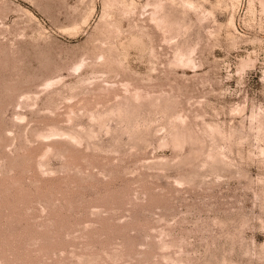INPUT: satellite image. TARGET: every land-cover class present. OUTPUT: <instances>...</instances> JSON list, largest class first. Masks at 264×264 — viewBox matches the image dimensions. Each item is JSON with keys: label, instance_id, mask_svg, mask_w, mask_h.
<instances>
[{"label": "rangeland", "instance_id": "obj_1", "mask_svg": "<svg viewBox=\"0 0 264 264\" xmlns=\"http://www.w3.org/2000/svg\"><path fill=\"white\" fill-rule=\"evenodd\" d=\"M0 264H264V0H0Z\"/></svg>", "mask_w": 264, "mask_h": 264}]
</instances>
